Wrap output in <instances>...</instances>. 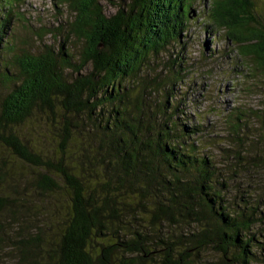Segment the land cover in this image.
Instances as JSON below:
<instances>
[{
    "label": "trees",
    "instance_id": "obj_1",
    "mask_svg": "<svg viewBox=\"0 0 264 264\" xmlns=\"http://www.w3.org/2000/svg\"><path fill=\"white\" fill-rule=\"evenodd\" d=\"M52 1L69 22L57 7L58 27L24 34L25 0H0V264H264V214L235 179L264 166V111L222 113L226 170L177 88L199 1L204 32L264 75L257 0H130L110 17L101 0Z\"/></svg>",
    "mask_w": 264,
    "mask_h": 264
},
{
    "label": "rangeland",
    "instance_id": "obj_2",
    "mask_svg": "<svg viewBox=\"0 0 264 264\" xmlns=\"http://www.w3.org/2000/svg\"><path fill=\"white\" fill-rule=\"evenodd\" d=\"M130 0H101V4L104 7L107 15L113 16L117 13L119 7L123 6L125 2ZM66 4L62 6H55L52 0H25L22 4V13L26 14L27 18L31 17V21L26 22V24L18 23L21 33H31L29 28L34 31H40L43 25L53 29L58 27L60 24L57 18L60 17V11L64 13L62 22H69V11L66 9ZM191 17V32L189 34V40L191 44L186 51L185 55L187 57L193 58L195 69L191 76L189 75L188 82L184 86L179 87V91L183 90L186 92H191L189 94L190 98L187 103L191 104L188 112L193 114L194 121L197 122V117L204 121V124L213 125L214 132L212 135L217 138H212V144L209 148L214 150L217 154V159L219 163L228 170V167L232 165L233 167L238 163L235 159L238 152L236 150L234 143L225 141L226 137H222L224 134L220 133L225 128L222 113L236 108V107H247L250 112L259 115L260 112L264 111V75L262 71H254L250 65H253L254 57L244 56L237 51V47L231 42L227 41V36L223 31L214 30L212 34H206L204 32L203 24L207 23L208 17H206V11L204 7H209V3L204 5L203 2L195 4ZM60 8V11L59 9ZM257 0L254 9L259 12V15L264 16V7ZM57 11V12H56ZM192 11V12H193ZM198 19V20H197ZM207 21V22H206ZM218 35L219 38L213 39V35ZM23 38V35L21 36ZM46 40L50 44H53L52 36H48ZM211 40L212 43L208 45V50L212 52L213 56L210 61L207 59L202 60L201 56L203 53L206 54L208 51L205 50V41ZM210 43V42H208ZM211 52V51H209ZM238 52V53H237ZM178 51L174 53L177 56ZM180 53V52H179ZM181 54V53H180ZM196 84L194 90L193 85ZM192 86V88H190ZM194 94V95H193ZM193 95V96H191ZM195 100V102L193 101ZM192 101V102H191ZM252 125L259 128L261 121L256 120V116L253 115ZM201 120V121H202ZM224 126V127H223ZM253 133V132H252ZM254 134V133H253ZM220 136V137H219ZM233 150L231 153H225L224 150ZM243 153V151H242ZM242 156H245L242 154ZM255 159L264 157L253 155ZM234 157V159H233ZM232 158V159H231ZM253 165L249 167L250 171L243 172L240 175L241 178H235L239 181L240 189L248 190L250 193L251 201L254 202V206L258 207L264 214V166L260 165V162L253 161ZM254 165H258L259 168H255ZM20 170L29 172L31 169L28 167H22L18 164ZM250 174V175H249ZM229 175V174H228ZM230 176V175H229ZM252 191V192H251ZM261 230H264V223L259 225ZM215 255V254H214ZM206 257L209 261L218 260L217 257ZM3 258H5L3 256ZM7 260V264H16V260ZM6 262V261H5ZM2 264V263H1Z\"/></svg>",
    "mask_w": 264,
    "mask_h": 264
}]
</instances>
